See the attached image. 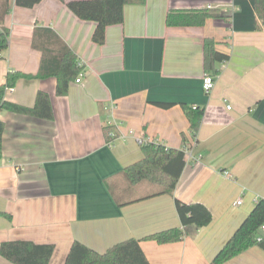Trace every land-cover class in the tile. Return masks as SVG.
<instances>
[{
  "label": "crops",
  "instance_id": "crops-1",
  "mask_svg": "<svg viewBox=\"0 0 264 264\" xmlns=\"http://www.w3.org/2000/svg\"><path fill=\"white\" fill-rule=\"evenodd\" d=\"M10 6L0 86L9 72H39L36 28L55 31L84 70L64 97L57 96L54 77L22 79L7 91V100L28 108L38 92H46L54 118L0 112V246L53 244L50 264H104L101 255L118 243L183 228L179 199L204 204L211 224L183 228L186 234L176 243L141 246L151 264H211L264 198V26L256 27L255 1L127 4L124 22L107 28L103 45L92 40L96 23L80 20L59 0L31 9L10 0ZM206 9L216 17L203 26L167 25L170 12ZM207 38L230 56L216 65L219 75L209 94L203 90ZM181 105L204 110L194 139ZM107 134L116 137L109 142ZM138 139L193 156L173 194L157 195L161 190L154 185L126 180L124 168L144 158ZM0 264L12 263L0 255ZM225 264H264V251L252 247Z\"/></svg>",
  "mask_w": 264,
  "mask_h": 264
},
{
  "label": "trees",
  "instance_id": "trees-1",
  "mask_svg": "<svg viewBox=\"0 0 264 264\" xmlns=\"http://www.w3.org/2000/svg\"><path fill=\"white\" fill-rule=\"evenodd\" d=\"M43 0H15V5L21 8H34ZM66 4L69 10L80 20L96 23L92 36L94 43L103 45L106 41L107 28L124 22V7L127 4L144 5L145 0H59ZM255 1L257 29L264 26V0ZM11 12L10 0H0V54L9 48L10 31L5 27V18ZM216 17L210 10L174 11L167 15L169 27H199L207 19ZM33 47L42 52L39 72L36 75L21 72H9L6 84L0 86V112L7 111L17 115H25L37 119L52 121L54 118L50 97L46 92L37 94L35 106L28 108L7 100V91L24 80H45L51 77L57 79L56 94L67 96L70 85L79 78L84 70L77 55L59 37L47 28H36L33 35ZM204 63L207 74L219 75L218 63L227 62L230 56L216 49L215 41L206 39L204 42ZM157 107L169 109L174 103H154ZM190 124L192 139L195 138L204 117V110L181 105ZM5 122L0 119V159L3 156V136ZM107 141L114 140L107 134ZM186 142V140H185ZM144 158L123 170L126 180L132 185L147 182L160 188V194H173L179 179L187 165L184 149L167 148L163 144L146 143L142 145ZM177 212L183 228L195 226L198 229L209 226L213 220L211 211L201 203H185L175 201ZM264 225V198L258 200L232 237L213 258L211 264H225L252 247L264 251V235L261 228ZM183 228L165 230L142 240L130 239L108 248L102 255L104 264H151L144 252L141 242L154 241L160 245L176 243L183 240L186 231ZM261 237V240H258ZM55 246L53 244H36L30 241H9L0 246V255L12 264H50Z\"/></svg>",
  "mask_w": 264,
  "mask_h": 264
},
{
  "label": "built area",
  "instance_id": "built-area-1",
  "mask_svg": "<svg viewBox=\"0 0 264 264\" xmlns=\"http://www.w3.org/2000/svg\"><path fill=\"white\" fill-rule=\"evenodd\" d=\"M2 57V54H0V58ZM83 77L82 73L81 75L79 76V78L76 80L77 83H80L81 82V78ZM215 77L210 75V74H206L203 78V90L205 91L206 94H209L210 92H212V90L214 89L215 87ZM10 90H13V89H10ZM194 109H196V107H194ZM111 137L115 138L116 135H112ZM138 143L140 145H143L145 144L144 140L142 139H138L137 140ZM185 156H186V160L187 159H190L191 157H193L188 150L185 151ZM238 205H241V202L239 201L237 203ZM261 233L264 235V225L262 226L261 228ZM258 240H261V237H258Z\"/></svg>",
  "mask_w": 264,
  "mask_h": 264
},
{
  "label": "rangeland",
  "instance_id": "rangeland-1",
  "mask_svg": "<svg viewBox=\"0 0 264 264\" xmlns=\"http://www.w3.org/2000/svg\"><path fill=\"white\" fill-rule=\"evenodd\" d=\"M150 185H151V184H150ZM152 186H153V185H152ZM153 188H154V189H160V188H159V187H157V186H153Z\"/></svg>",
  "mask_w": 264,
  "mask_h": 264
}]
</instances>
